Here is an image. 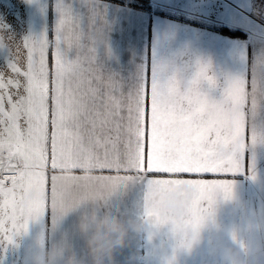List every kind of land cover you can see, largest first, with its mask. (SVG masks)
I'll return each mask as SVG.
<instances>
[{"label":"snow or ice","instance_id":"6c2138e0","mask_svg":"<svg viewBox=\"0 0 264 264\" xmlns=\"http://www.w3.org/2000/svg\"><path fill=\"white\" fill-rule=\"evenodd\" d=\"M78 3L85 15L54 0L52 41L24 40L17 45L26 53L24 66L11 49L7 68L13 75L0 72V235L9 242L48 208L63 213L129 183L147 198L146 186L154 182L217 178L236 164L240 79L230 81L217 102L201 90L205 81L215 87L208 64L194 62L183 90L175 75L161 82L159 67L151 66L146 116L148 66L135 86L122 91L96 62L104 27L96 0ZM60 44L75 48L77 58L68 61ZM182 168L207 170L173 171ZM151 173L164 175L149 178ZM24 187L38 193L28 206L17 202ZM192 211H199L198 202Z\"/></svg>","mask_w":264,"mask_h":264},{"label":"crops","instance_id":"0c3cea01","mask_svg":"<svg viewBox=\"0 0 264 264\" xmlns=\"http://www.w3.org/2000/svg\"><path fill=\"white\" fill-rule=\"evenodd\" d=\"M63 3L74 15L87 13L78 0H63ZM53 5L54 0H0V72L6 77L13 75L7 68L12 59L11 49L19 66L23 67L26 53L22 48L17 49V45L26 39L39 41L42 36L52 41L58 20ZM96 6L104 25L102 39L95 45L96 62L102 72L120 81L124 92L135 86L148 66L146 116L151 109V66L159 67L161 82L175 75L183 90L194 62L199 60L208 64V75L215 81V87L205 81L201 90L210 100L217 102L223 98L230 81L240 79L241 82L236 164L225 169L224 175L178 183L154 182L150 188L146 186L147 198L137 184L129 183L96 201L105 202V210L112 220H144L160 228L161 245L172 242L164 235L169 229H173L169 235H175V243L184 245L187 238L181 237L170 222L153 217L148 205L152 188L166 192L186 185L195 190L188 215L180 225L184 229L198 227L201 214L213 203L214 192L219 191L228 197L233 188L242 203L236 218L264 216V0H96ZM59 49L68 61L78 56L75 48L69 50L60 44ZM176 170L207 169H173ZM253 173L259 177V184L250 181L249 176ZM104 174L115 175L107 170ZM163 175L148 174L149 178ZM26 189L19 190L17 197ZM204 189H207V195L202 196ZM91 201L59 220L58 213L48 208L41 217L30 220L26 229L11 234V239L17 241L16 246L5 235H0V264H28V252L37 240L47 247L67 245L69 255L78 257L81 264H88L74 224L81 211L92 207ZM196 202L199 211L193 214ZM222 224L227 225L228 220H222ZM221 238L224 243L228 242L223 234ZM259 241L258 234L251 243L254 251ZM155 247L132 240L114 254L112 264H159ZM179 264L221 262L218 254L200 246L193 256L181 259ZM254 264H264V244L254 256Z\"/></svg>","mask_w":264,"mask_h":264},{"label":"clouds","instance_id":"9594fccd","mask_svg":"<svg viewBox=\"0 0 264 264\" xmlns=\"http://www.w3.org/2000/svg\"><path fill=\"white\" fill-rule=\"evenodd\" d=\"M249 179L254 184L260 183L256 173L251 174ZM194 195L195 190L186 185L166 192L156 188L149 190L148 205L153 217L170 222L181 237L187 238L184 245L175 243V235H169L173 229L164 233L166 239L172 242L161 245L159 241L162 231L151 222L136 219L112 220L105 210V202L92 200V207L81 211L74 224L75 234L82 241L88 264H112L114 254L127 247L132 240L155 245L159 264H179L181 259L193 256L200 246L218 254L221 264H254V256L259 252L260 245L264 244V216H250L243 220L236 218L242 203L233 188L228 197L219 191L214 192L213 203L201 214L198 227L184 229L180 225L188 215ZM37 198V191L33 187H27L17 197V202L21 206H28ZM88 202L89 200L68 207L63 213H58V220ZM225 219L228 220L227 225L222 224ZM221 234L226 237L227 243L223 242ZM258 234L260 241L254 251L251 243ZM10 243L16 246L17 241L11 239ZM27 262L81 264L78 257L69 255L67 245L47 247L39 240L29 250Z\"/></svg>","mask_w":264,"mask_h":264}]
</instances>
